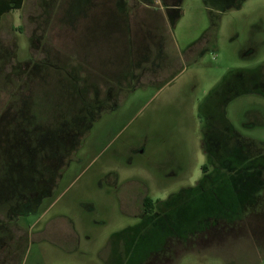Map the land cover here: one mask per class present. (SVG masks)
I'll return each mask as SVG.
<instances>
[{
	"label": "rangeland",
	"instance_id": "obj_1",
	"mask_svg": "<svg viewBox=\"0 0 264 264\" xmlns=\"http://www.w3.org/2000/svg\"><path fill=\"white\" fill-rule=\"evenodd\" d=\"M233 2L240 9L221 12L224 3L216 8L204 0L147 7L135 0H24L2 18L0 202L27 178L26 161L40 170L48 152L37 151L62 139L55 134H67L60 121L78 125L79 98L94 116L61 160L49 195L14 219L0 206V231L7 226L11 236L1 235L16 238L0 243V264H264L259 174L258 201L252 204L250 190H243L237 211L248 212L232 226L182 241L161 240L148 228L133 231L142 226L144 197L165 201L198 186L206 163L199 110L206 115L209 93L235 74L264 75V0ZM177 3L171 26L165 8ZM143 22L165 39L150 40ZM245 89L224 106L223 117L241 138L264 148V99ZM36 136L41 146L30 155ZM202 198L214 212L230 207L225 197L220 210L211 196Z\"/></svg>",
	"mask_w": 264,
	"mask_h": 264
},
{
	"label": "trees",
	"instance_id": "obj_2",
	"mask_svg": "<svg viewBox=\"0 0 264 264\" xmlns=\"http://www.w3.org/2000/svg\"><path fill=\"white\" fill-rule=\"evenodd\" d=\"M23 1L0 0V24L5 15L20 10ZM204 2L211 7H219L217 6L219 4L218 0H204ZM178 6L176 8H179ZM237 7V3L231 2L222 5L219 9L224 12ZM175 11L178 13L179 9ZM173 22L174 20H172ZM199 115L204 121L202 148L206 163L201 167L203 176L198 186L179 195H170L165 201L154 202L146 197L142 203L145 213L141 221L142 226L133 231L148 228L150 231L160 234L161 240L169 238L182 241L188 238H197L210 228L221 224L232 226L243 219L248 211H240V209L237 211L242 204L241 195L243 190H250L249 196H251L252 204L258 201L253 196L255 191L253 186L257 181L254 179V174H252V168L264 166V148L260 147L258 149L260 145L256 146V144L238 136L233 127L224 119L223 109L219 117H217V114L214 115V121L207 120L206 115L201 113L200 110ZM217 134L218 139L215 138ZM217 176L220 177V181H216ZM209 191L212 194L208 195ZM202 196H211L212 200L218 201L215 206H218L219 210V206H221L225 197L227 201L225 207H230L225 211L214 212L213 202L210 200V203H203ZM198 198H200V204L197 207H194L193 204L192 208V200L197 202ZM154 210H156L155 213ZM129 253L131 254L129 250L126 251L127 260L130 256ZM131 258L130 256V260ZM117 264H123V260Z\"/></svg>",
	"mask_w": 264,
	"mask_h": 264
},
{
	"label": "flooded vegetation",
	"instance_id": "obj_3",
	"mask_svg": "<svg viewBox=\"0 0 264 264\" xmlns=\"http://www.w3.org/2000/svg\"><path fill=\"white\" fill-rule=\"evenodd\" d=\"M218 1L219 3H224L223 5H225L227 3L233 2L234 0H218ZM239 1L243 2L245 0H239ZM173 3H176V2H173ZM177 5H179V3H177ZM176 7H177L176 5L175 6L173 5L171 8H165L166 14L170 20L169 24L171 26H173V23H174V22L172 23L171 13L173 12L176 13L175 11ZM235 9H240V5H238V7ZM144 24L145 23L143 22V26ZM144 27L146 28H143V31L147 29L146 25ZM146 35L150 38V40L162 41L165 39L164 35L161 34L159 29L156 32H150L148 30L146 32ZM256 73H259V72H256V71L251 72L249 70L248 74L246 75L235 74L231 76L230 78H228V80L223 82V84L219 86L217 90H215L216 92L212 91L213 92V93L211 92L212 94L209 93L204 104L202 105V107L206 109V112H207L205 116L206 119L210 121H214L215 113L217 114V117H219V114L221 113V110L224 109V106L236 95L240 94L241 92H244V90L242 89L247 88L249 89L250 92H253V94H255L256 96L258 95L260 98L264 99V75L261 73L260 74H256ZM79 100H81L79 105L80 104L82 105L80 108V111H81L80 114L82 115L79 114L81 119L76 123L78 125H73V122L71 124L70 122H68V120L60 121L61 125H63L66 128L67 134L65 132V135H62L64 131L61 134H55L54 135L55 137L57 138L60 137L62 139L52 145L50 144H46L44 146L42 145L40 150L36 148L37 150H39L37 152L45 151L46 153L48 152V155L51 154L54 157L51 156L49 158L48 155L45 154L46 160L42 161V163L40 164V170H33L34 166H33L32 160L26 161L27 165L24 166L25 174L23 176H26L27 178H24V179H22V177L19 178L16 182V186L15 187L12 186L10 188V196H6V198H4L2 202H0V206L1 205L3 206V204H6L5 206H8L7 211H9L8 213L9 218L14 219L16 214L20 212L25 213V214L28 213V208L32 207L33 205L32 201L33 202L38 201L40 196L49 195V192L52 191V189L54 188L56 182L58 181L60 177V173L62 170L60 166L61 160L64 159L65 157L67 158V156H69V154L67 153L72 152L73 148L77 146V144L79 143L80 133L83 131V128L86 127V125L88 124V118L90 120L94 116V112H92L94 110V107L93 108L90 106L88 107L86 105L87 103L85 102L84 98H79ZM210 107L212 108V110H210ZM96 109L97 111L95 112L102 111L103 107L97 106ZM216 109L218 110L217 112H216ZM22 119L23 118H21V120ZM69 126L73 127L74 129L68 130L67 128H69ZM42 130L44 131L45 129H42ZM29 142H31V145H30V148L28 149H30L29 153L31 155L34 152L32 149L34 147H38L41 145H40L38 136L29 140ZM16 145L19 146V143L16 142ZM58 153H60V156ZM252 169H253L252 174L254 175L259 174L264 182V166L263 167L255 166ZM20 188L23 190H26V189L28 191L30 190L31 193L30 194L20 193L19 192ZM13 194L18 195V196H15V195L13 196ZM145 198L146 197L142 199L141 211L137 215L139 219L141 220L145 216V213L142 208V203ZM155 212L156 210H154V213ZM5 227H6V230L0 231V243L2 242V244L4 245H6L7 241L9 240L11 236L7 226ZM14 228L16 229L17 225ZM1 233L2 234L6 233V234H9L10 236L6 237V234L1 235ZM13 239L15 240L16 238L13 237L11 240Z\"/></svg>",
	"mask_w": 264,
	"mask_h": 264
},
{
	"label": "crops",
	"instance_id": "obj_4",
	"mask_svg": "<svg viewBox=\"0 0 264 264\" xmlns=\"http://www.w3.org/2000/svg\"><path fill=\"white\" fill-rule=\"evenodd\" d=\"M135 1L140 3L142 5V7H147L146 5H149V4H150V6L151 5H156L157 2H159V0H135ZM4 248H6V247H4ZM0 252H1V249H0Z\"/></svg>",
	"mask_w": 264,
	"mask_h": 264
}]
</instances>
